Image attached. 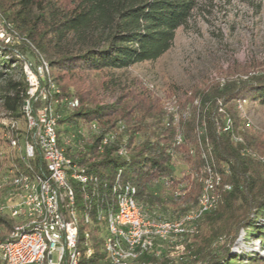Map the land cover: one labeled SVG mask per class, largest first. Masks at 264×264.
Returning <instances> with one entry per match:
<instances>
[{
  "label": "trees",
  "instance_id": "16d2710c",
  "mask_svg": "<svg viewBox=\"0 0 264 264\" xmlns=\"http://www.w3.org/2000/svg\"><path fill=\"white\" fill-rule=\"evenodd\" d=\"M203 1L0 0V26L11 42L0 41V68L20 71L18 82L7 83L0 109L10 122H27V101L33 117L43 106L54 105L61 116L57 122L60 146L71 140L64 147L66 155L85 169L90 180L85 188L74 184L81 216L80 264H99L104 258L105 225L97 222L94 213L98 207L112 205V182L120 178L135 187L138 203L153 218L176 220L197 206L207 165L221 174L231 190L198 223V234L183 238V242L188 238L186 262L177 264H264L256 254L232 252L241 230L246 237H259L264 243V225L259 223L264 222V134L250 129L239 109L264 106V72L246 69L243 74L232 72L222 80L207 79L195 85L185 100L175 97L177 123L168 111L172 91L159 96L138 79L121 84L119 78V73L163 57ZM23 53L32 54L37 65L45 62L48 66L46 80L33 97ZM30 69L35 71L34 66ZM43 91L46 98L42 101ZM107 93H113V102H104ZM73 99L79 105L69 111L62 102ZM93 123L100 128L97 135L89 131ZM1 128L19 145L28 139L34 143L29 132L10 125ZM77 129L86 130L84 136ZM109 135L114 140L103 144ZM9 140L4 141L10 144ZM122 148L126 156L120 155ZM36 160L31 164L38 173L43 165ZM2 161L0 166L7 170L13 164L25 170L17 152H6ZM87 212L94 216L90 224L85 223ZM14 224L0 215V242ZM89 248L93 254L87 258ZM143 264L176 263L163 254L160 258L145 256Z\"/></svg>",
  "mask_w": 264,
  "mask_h": 264
},
{
  "label": "bare ground",
  "instance_id": "6f19581e",
  "mask_svg": "<svg viewBox=\"0 0 264 264\" xmlns=\"http://www.w3.org/2000/svg\"><path fill=\"white\" fill-rule=\"evenodd\" d=\"M25 67H26L25 73L27 76V80L31 86L30 95L33 97L37 92V90L40 88L41 82H44L46 80L45 77L47 76L46 73L48 71V66L45 62H40V66L38 67V69L36 66L35 71L31 70L28 65ZM41 99L43 101V97ZM62 104H64L63 106H66V108L69 111H73L79 105L77 100L74 101L64 100ZM52 107H54V105ZM52 107L48 105L43 106L38 110L37 116L33 117L31 116L30 103L29 101L26 102L24 111L26 113L27 121L29 123L28 132L32 134V129H30L31 119L35 122L37 130L41 129L44 121L45 109L48 110V118L50 120V152L52 158L53 159L66 158L67 166H75L76 172H84V168H82L78 164L76 165L74 161L73 163L72 162L73 159H70L66 155V152L68 154V151L67 149L65 151L64 147H69V146H67V144H64L66 145L64 147L60 146V139L57 132L58 130L57 122L60 119L59 118L60 115L56 114L57 112H55ZM9 125L12 128L15 129L17 128L16 127L17 124L14 123L13 121L10 122ZM91 127H99V126L93 123L90 124L89 127V131L93 135L94 134L97 135L99 133L98 129H91ZM85 132L86 130H82V129L80 131L78 130V135L84 136ZM37 135L38 134L34 133L33 136L34 144L36 145L38 144ZM107 137H108V143L113 141L115 138V136L112 135L111 136L109 135ZM7 138L10 139L9 140L10 144H8L10 146L9 151L17 152V155H19L20 159L23 161L25 170L22 171L21 168L19 169L20 166L18 167V165L13 164L12 165L13 167H11L10 169L13 170V177H15L17 180H11V179H6L8 177L9 169L7 170L5 169L6 167L4 168L0 166V201H5L6 199H9L13 195L17 194L18 191H25V189L27 188V192L29 193V195H31L32 205L34 206V209H36L37 211H27V212H22L20 214L7 213L6 207H0V215L9 217L15 223L5 240H9V238L11 237V244H21L23 240V236H36L38 241L42 243V249L44 250V255L43 257H41V264H52L55 253V245L52 244V236L48 232V229L46 227H39L40 225H48L51 222V208L48 202V195H47L48 176L46 175L43 167L42 168L40 167V171H38L37 173L35 172L34 165L31 164L32 163L31 161L33 160H35V162L37 161L36 158H38L40 161L39 148L30 147L29 156H31L32 158V160H30L29 157H26L30 145V141H28L29 139L25 142V148L23 149V151H21L18 140L14 138H10L9 136ZM72 141H74V139ZM70 144H71V140H70ZM103 144H107V143H103ZM5 153L6 151H4L0 147V165H2L1 163L3 162L2 160L4 158ZM120 155L126 156V151L124 148L120 150ZM203 172H204L203 191L199 198L197 206L189 210V212L185 216L170 221L157 220L152 216H150L149 214H147L137 201L136 188L128 183L121 182L122 180L120 181L119 177H118L119 179L117 180L115 179L116 182L115 181L112 182L113 185H111L112 186L111 193L113 200L112 205L107 204L108 206L107 208L104 207L105 209L98 207L96 208V213H94L97 222L105 225V231L102 234L103 243L101 248L104 258L100 261V264H143L144 257L149 256V253H147V246L150 243L153 244L154 247H156V253H160V251H162L163 249H165L166 246L169 245H172L176 251L179 252L183 251L185 249L182 243L183 238L192 237L193 235H195L198 223L207 214H210L211 212L215 211L222 203L223 193L225 191L231 190L230 186L223 184V179L221 174L217 172L212 166L210 165L205 166ZM89 181L90 180L87 174H84V179L82 180L81 187L85 188V186H87ZM74 184L76 183L72 181V179H65V188L67 190L68 197L70 200L69 217L72 222V237H73L72 247L70 248V259L68 264H80L81 257L78 256V254L82 253L79 252L81 251L80 248L78 251V244H79L78 217L80 218L81 216H78L80 211H78L79 207H77L78 201L76 203L77 194L75 195ZM215 188H216V194H215ZM214 196H215L216 204H211L210 206H208V208L204 209V203H214ZM85 199L87 200L88 197H85ZM110 200L108 202H110ZM132 207H136V210H140L143 213H146V219L148 223L165 222V224L160 225V224H148L147 221H139L138 229H139V234H141V236L130 237V244H138L136 248H132V246L128 244L129 223L126 222V215L128 213V208H132ZM84 217L86 221L84 222L90 224L92 222L91 219L94 216L90 217L89 212H87V215ZM186 222L187 225L185 224ZM173 225H176V228L174 230H173ZM188 226H193L194 230H188ZM17 228L23 229V233H17ZM0 237H2L1 228H0ZM89 238H90L89 234L86 233V239ZM114 242L115 244H118L121 247L122 253H117V247L114 244ZM162 253L164 254V251ZM92 254H93V250L92 248H89L86 257L89 258L92 256ZM0 264H4L1 259H0Z\"/></svg>",
  "mask_w": 264,
  "mask_h": 264
},
{
  "label": "rangeland",
  "instance_id": "374dc122",
  "mask_svg": "<svg viewBox=\"0 0 264 264\" xmlns=\"http://www.w3.org/2000/svg\"><path fill=\"white\" fill-rule=\"evenodd\" d=\"M1 32L4 33L0 26V34ZM4 43L11 45L6 36ZM23 54L25 64L28 63L29 67L37 66L38 69L40 63L36 64V58L30 53ZM246 69L248 72H264V0H204L188 25L177 32L173 47L163 57L156 62L139 64L119 73V78L121 84L138 79L159 96L172 91L174 96L170 101L167 100L168 111L175 114V97L185 100L186 93L195 85L202 84L207 79L222 80L232 72L243 74ZM24 71L26 72V67ZM0 72L3 73L0 79L1 97L9 81L20 80V71L0 68ZM41 94L45 100V92ZM103 99L104 102L111 103L115 96L107 93ZM239 109L245 124L256 134H264V106H239ZM9 120L0 109V147L6 152L10 150V146L4 141L8 136L1 126H8ZM13 122L17 124L18 130L24 134L28 132V121L20 119ZM25 142L20 145L21 151L25 148ZM259 223L261 227L264 225L263 220ZM197 234L198 230L192 237ZM187 239L182 241L185 247L183 251H176L169 245L160 253L164 251L166 257L173 258L176 264L186 262ZM232 252L241 255L256 254L264 259V243L259 237H246L245 231L241 230L232 245Z\"/></svg>",
  "mask_w": 264,
  "mask_h": 264
},
{
  "label": "built area",
  "instance_id": "2783aa9c",
  "mask_svg": "<svg viewBox=\"0 0 264 264\" xmlns=\"http://www.w3.org/2000/svg\"><path fill=\"white\" fill-rule=\"evenodd\" d=\"M0 38L5 39L4 33L1 32ZM177 123V112L174 114ZM61 118V116H59ZM30 129H32V140L34 133L38 134V144L30 141L28 148L29 157L30 147H38L40 152V162L43 165L44 171L48 176V202L51 208V222L48 225H40L39 227H46L52 236V244L55 245L54 260L52 264H68L70 259V248L72 247V222L69 217V197L65 188V179H72L77 185L81 186L84 179V172H76L75 166H67L66 158L53 159L50 152V120L48 118V110L45 109L44 121L40 130H37L35 122L31 119ZM91 129H98L99 127H91ZM177 143L182 142V136L177 134ZM103 143H108V137L103 140ZM65 144L70 145V140H65ZM6 179L17 180L13 177V170L9 169L8 177ZM216 194V188H215ZM211 204L204 203V209ZM0 207H6L7 213H22L27 211H37L32 205L31 195L25 191H18L5 201H0ZM38 214V213H37ZM147 221L146 213L136 210V207L128 208L126 215V222L129 223L128 244H130L131 236H141L139 234L138 222ZM148 223V221H147ZM148 224H165L164 223H148ZM187 225V222L185 223ZM176 225H173V230ZM188 230H194L193 226H188ZM17 233H23V229L17 228ZM115 244V242H114ZM117 253H122L121 247L115 244ZM138 244H130L132 248H136ZM147 253L149 256L160 258L163 253H156V247L153 244L147 246ZM44 255L42 243L38 241L36 236H23L21 244H11V237L9 240L0 243V259L4 264H41V257ZM81 257V254H78ZM100 264V263H99Z\"/></svg>",
  "mask_w": 264,
  "mask_h": 264
},
{
  "label": "water",
  "instance_id": "95a60500",
  "mask_svg": "<svg viewBox=\"0 0 264 264\" xmlns=\"http://www.w3.org/2000/svg\"><path fill=\"white\" fill-rule=\"evenodd\" d=\"M1 39V41H3L4 42V39H2V38H0Z\"/></svg>",
  "mask_w": 264,
  "mask_h": 264
}]
</instances>
